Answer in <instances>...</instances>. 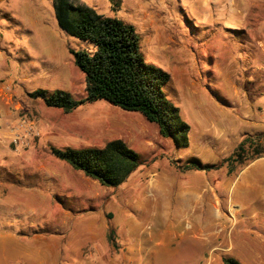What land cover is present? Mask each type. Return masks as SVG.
Wrapping results in <instances>:
<instances>
[{
    "label": "rangeland",
    "instance_id": "rangeland-1",
    "mask_svg": "<svg viewBox=\"0 0 264 264\" xmlns=\"http://www.w3.org/2000/svg\"><path fill=\"white\" fill-rule=\"evenodd\" d=\"M79 1L135 28L145 62L171 77L162 90L189 125V147L175 150L141 115L105 101L64 114L32 98L30 94L38 89L46 91L47 97L63 91L74 100L85 98L84 77L70 51L93 53L95 48L59 27L52 0H0V106L4 114L0 115V215L18 231L32 227L51 232L59 227L70 234L89 218L102 223L103 210L113 216L112 221L105 214L110 229V223L117 224L121 213H126L125 194H138L137 199L144 200L142 187L137 190L134 185L143 182V174L152 166L163 179L164 192L168 188L169 193H183L189 188L183 179L193 177L223 189L251 161L236 164L232 173L227 164L218 170L182 173L173 162L183 165L196 158L202 164H219L244 137L264 133V0H120L118 9L109 0ZM114 139L123 140L142 159V168L125 189H119L123 185L116 189L100 186L55 159L49 150L101 147ZM260 146L264 148V141ZM219 203L226 231L204 239L203 250L194 247L192 253L187 247L193 231L185 227V219L195 225L204 223L211 211L206 208L185 217L173 201L157 199L156 210L161 212L170 204L171 229L184 234L174 241L177 253L169 264H204L209 257L211 264H222L224 256L240 264H260L264 205L250 203L237 210L233 215L240 214L234 218L225 196ZM94 207H98L94 212L88 211ZM65 211L66 218L60 215ZM176 217L182 222L174 221ZM149 222L150 232L161 229L159 219L152 217ZM120 230L116 244L131 252L128 257L139 259L141 227L124 221ZM107 236L108 232L106 239L111 243ZM88 237L84 232L70 240L64 264H87L80 245ZM104 252L112 260L120 256L109 248Z\"/></svg>",
    "mask_w": 264,
    "mask_h": 264
},
{
    "label": "trees",
    "instance_id": "trees-1",
    "mask_svg": "<svg viewBox=\"0 0 264 264\" xmlns=\"http://www.w3.org/2000/svg\"><path fill=\"white\" fill-rule=\"evenodd\" d=\"M113 8L120 7V0H109ZM55 18L59 27L71 37L93 44V53L70 51L73 63L84 77L85 98L74 100L70 94L54 91L49 97L38 89L30 94L40 98L49 108L70 114L78 107L105 101L112 107L135 112L156 126L158 135L169 140L175 150L189 147V125L180 111L165 96L162 88L171 81L162 69L147 64L140 51L139 37L135 28L116 18L96 12L79 0H52ZM264 133L249 135L233 153L219 164H202L198 159L187 160L183 165L174 161L180 172L218 170L227 164L232 173L235 165L252 161L264 155L260 142ZM51 155L67 164L72 170L97 182L105 188L116 189L142 165L139 153L121 139L106 142L101 147L49 148ZM248 150H251L247 157ZM49 234V231H44ZM109 241L114 245L113 231ZM223 264H240L231 256L222 258Z\"/></svg>",
    "mask_w": 264,
    "mask_h": 264
},
{
    "label": "crops",
    "instance_id": "crops-1",
    "mask_svg": "<svg viewBox=\"0 0 264 264\" xmlns=\"http://www.w3.org/2000/svg\"><path fill=\"white\" fill-rule=\"evenodd\" d=\"M2 111L3 109L0 106V115L3 116L4 114ZM255 125L257 124L255 123ZM255 134L260 133H253L250 135ZM140 167L126 180V182L122 184L123 186L121 185L122 187L119 189H125L132 176L142 168ZM143 176V182L141 181L137 183L134 187L137 190L142 187L141 192L144 200H138V194H123L127 199L125 204L126 213L125 215L124 212L121 213L122 220L117 224L113 225L111 222L110 229H108L105 214L106 217H110L111 215L112 221L113 216L111 213L105 212V210L102 211V223H100L99 218H89L86 221H82L80 225H77L78 228L72 230L70 234L65 231L62 232L63 229L59 227L54 229V231H49V234H45L44 231H48L46 229L34 230L32 227L18 231L17 226H13L12 222L4 223L1 219L2 216L0 215V224H5L4 228L0 227V264H64L66 259L64 253L65 247L69 244L72 238L77 236V234L84 232H87L89 235L88 241L84 243L83 246L85 247H83L82 244L80 247L83 255L87 257V264H169L173 261V255L177 253L176 248L173 247L175 246L174 241L182 238L184 234L183 232L176 233L171 229L170 221H172V217L169 216V212L172 208L170 204L161 212L156 210L155 202L157 199H165L166 202L173 201L174 207L176 209L180 208V212L185 217H188V214L206 210V208H208L213 214H208V218L203 221L204 223L197 225L187 222L185 219V227L189 231H193V234L190 236V246L187 247V250L189 249L192 253L194 247L203 250L202 242L204 239L215 238L217 235L223 234L226 231V220L224 217L220 216L221 211L217 209V204H220L219 201L221 196L226 197L228 205L230 206V214L234 216V218L240 214L239 212L237 216L236 214L233 215L237 210L241 211L242 209H245L250 203L258 202L264 205V157L251 161V163L247 165L239 175L234 178V180H227L228 182L222 186L223 189H217L214 186L215 182L209 183V181L206 180L199 182L197 180L195 181L193 177L187 181L186 179H183V185H187L189 188L179 195L175 192L174 195L169 193L167 190L168 188H166L165 192L162 190L161 186L164 183L163 179H161L158 170L153 168V166L149 171H145ZM149 176L151 178L146 179V177ZM170 184L171 183H168L166 186L168 187ZM216 191L220 194V197L216 195ZM209 196H212V198ZM1 197L0 194V199ZM47 200L52 201V199ZM97 208H89L88 211L92 213ZM216 209L217 211H215ZM67 213L65 211V213L60 215L66 218L68 216ZM87 215L91 216L89 213ZM140 215L142 216L139 217ZM152 217L159 219V226L161 229L157 231L158 234L155 231L150 232L149 218ZM179 217L174 218V221L181 223L182 220H180ZM124 221L129 225H133L134 223V225L141 227L140 235L142 241L137 245L139 259L128 257L127 255L131 252L126 250L124 246H120L118 243L116 244V236L121 232L120 225L124 224ZM110 230H112L113 233H116L114 245L107 242L106 239L108 232L107 238L109 241ZM71 235L73 236L70 239ZM63 236L64 238L66 237L65 243L62 242ZM109 244L112 247H109ZM108 248L120 256H117V258H114L113 260L110 259L107 256V252H104ZM115 248H118L117 251H115ZM257 258L259 259L260 264H264V254L258 255ZM212 261L213 259L209 257L204 264H211Z\"/></svg>",
    "mask_w": 264,
    "mask_h": 264
},
{
    "label": "bare ground",
    "instance_id": "bare-ground-1",
    "mask_svg": "<svg viewBox=\"0 0 264 264\" xmlns=\"http://www.w3.org/2000/svg\"><path fill=\"white\" fill-rule=\"evenodd\" d=\"M151 183H152V182H151ZM151 185H152V184H151ZM151 185H150V187H151ZM154 186H155V185H154ZM151 188H152V187H151ZM151 190H152V189H151ZM189 195H190V194H189ZM198 197H199V196H198ZM209 197L212 198V196H209ZM209 197H208V198H209ZM182 200H183V199H182ZM213 201H214V200H213ZM213 201H212V202H213ZM197 202H198V201H197ZM197 202H196V203H197ZM215 202H216V201H215ZM164 203H165V202H164ZM216 204H217V203H216ZM166 206H167V205H166ZM211 207H212V206H211ZM213 207H214V206H213ZM229 207H230V206H229ZM215 208H216V207H215ZM181 209H182V208H181ZM187 210H188V209H187ZM215 211H217V209H216ZM220 211H221V210H220ZM231 213H232V212H231ZM218 214H219V213H218ZM232 214H233V213H232ZM211 215H213V214H211ZM218 216H219V215H218ZM220 216H221V215H220ZM216 218H217V217H216ZM218 219H219V218H218ZM214 228H215V227H214Z\"/></svg>",
    "mask_w": 264,
    "mask_h": 264
}]
</instances>
